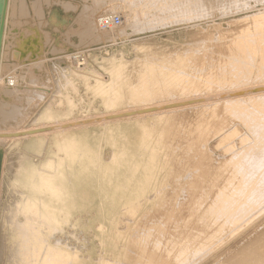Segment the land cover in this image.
<instances>
[{
  "label": "rangeland",
  "instance_id": "obj_1",
  "mask_svg": "<svg viewBox=\"0 0 264 264\" xmlns=\"http://www.w3.org/2000/svg\"><path fill=\"white\" fill-rule=\"evenodd\" d=\"M5 8L0 264L32 256L30 264H44L52 252L69 257L64 264H264V91L209 100L264 86V0H7ZM104 13L119 14V25L99 28ZM122 85L131 96H115ZM198 98L207 100L17 136ZM71 145L90 155H66ZM31 175L60 195L26 187ZM225 195L238 213L233 197L222 206ZM30 199H39L35 213L43 203L51 214L35 219L41 245L33 251L7 224Z\"/></svg>",
  "mask_w": 264,
  "mask_h": 264
},
{
  "label": "bare ground",
  "instance_id": "obj_2",
  "mask_svg": "<svg viewBox=\"0 0 264 264\" xmlns=\"http://www.w3.org/2000/svg\"><path fill=\"white\" fill-rule=\"evenodd\" d=\"M6 7V6H5ZM111 14H113V13H111ZM121 21V20H120ZM120 21H119V23H120ZM90 22V21H89ZM119 23H118V25H119ZM89 25V24H88ZM117 25V26H118ZM117 26H113V27H111V28H108V29H103V28H101V27H99V28H101V29H103V30H109V29H112V28H114V27H117ZM259 29L260 30H263V28L262 27H259ZM76 62L77 63H80L81 61L78 59V60H76ZM82 76H84V75H82ZM260 86V85H259ZM249 88V87H248ZM128 89H130L129 87H127V86H125V85H122L121 87H119V88H117V90L118 91H116L117 93H116V95L115 96H118V97H124V96H126V94L127 95H130L131 96V91L130 90H128ZM247 89V88H246ZM253 89H256V90H259V91H257V92H263L264 91V86H262L261 85V87H254V88H249V89H247V90H238V91H234V92H230V93H228V94H220V95H213L212 97H210L209 98V100H212V99H218V98H224V97H230V96H235V95H246V94H248V93H250V92H252V91H250V90H253ZM261 90V91H260ZM123 94H125V95H123ZM121 98V99H122ZM204 100H207V99H205V98H198V99H193V100H191V101H183V102H175V103H172V104H166V105H161V106H157V107H149V108H143V107H145V106H142V107H137V109L136 108H134V110L132 111H125V112H119V114L117 113V114H113L112 113V115H104V116H102V118L101 117H94V119H86V120H83V118H82V120L81 121H79L80 120V118H77V119H69V120H65V121H63V122H54V123H49L48 124V126H47V128H41V129H39V128H36V127H28V129L27 128H24L23 130H21V131H19V132H17V136L18 137H20V136H24V134H26V138L27 137H29V135L30 134H32V133H37V132H47V131H56V132H58V131H63V130H65V129H68L69 130V128H71V127H82V126H84V125H87V124H93L92 122H97V121H102V119H103V121L105 122H111V121H120V119H125V118H133V117H139V115L140 114H143V113H146V112H149V111H155V110H157V109H163V108H173V107H175L176 106V108L178 107V108H181L179 105H188V104H193L194 102H202V101H204ZM128 109V108H127ZM243 109V108H242ZM124 111V110H123ZM255 111V110H254ZM259 111V110H258ZM48 113H46V114H44V115H42V117H46V115H47ZM56 114V113H55ZM54 114V115H55ZM104 114V113H103ZM252 114H254V112L252 113ZM240 115H241V113H240ZM239 115V116H240ZM243 115H245L246 116V114H243ZM243 115H241L240 117H242ZM250 116H253V115H250ZM264 117V116H263ZM85 118V117H84ZM236 118V117H235ZM238 118V117H237ZM237 118H236V120H237ZM244 118V117H243ZM246 118H248V117H246ZM250 118V117H249ZM249 118H248V120H249ZM252 118H254V117H252ZM105 119H107V120H105ZM239 119V118H238ZM244 120H246V119H244ZM252 120V119H251ZM79 121V122H78ZM102 121V122H103ZM250 121V120H249ZM249 121L247 122V123H249ZM105 122V123H106ZM97 125V124H96ZM257 128V127H256ZM259 128V127H258ZM27 129V130H26ZM253 129V128H252ZM26 130V131H25ZM25 131V132H24ZM258 133V132H257ZM261 133V135L263 134L262 132H260ZM253 135V134H252ZM264 135V134H263ZM262 135V137H264ZM256 136V135H255ZM67 137V136H66ZM261 137V136H260ZM67 138H71L70 136H68ZM244 138V137H243ZM242 138V139H243ZM257 138V137H256ZM259 138V137H258ZM69 139H65V141L66 140H69ZM71 140H74V139H71ZM242 141V140H241ZM247 141V140H246ZM250 141V140H249ZM252 141V140H251ZM63 142V141H62ZM61 143V142H60ZM59 143V144H60ZM67 143V142H66ZM70 143V142H69ZM75 143V142H74ZM252 143V142H251ZM250 143V144H251ZM256 143V142H255ZM257 143H259V142H257ZM72 144V143H71ZM76 144V143H75ZM249 144V143H248ZM260 144V143H259ZM263 144V143H262ZM61 145V144H60ZM79 145V144H78ZM252 145V144H251ZM63 146V145H62ZM62 146H60V147H62ZM72 146V145H71ZM256 147V146H255ZM64 148H66L67 150H65V154H66V152H67V154H69V156L71 157V156H74L75 157V159H78V158H80V157H84V156H86V155H90V153H89V151L84 147V148H81V147H70V146H68V147H64ZM257 148H259L258 146H257ZM256 148V149H257ZM261 149V148H260ZM258 150V149H257ZM64 151V150H63ZM260 151V150H259ZM261 151H263V150H261ZM253 152V151H252ZM117 153H118V155H121V154H123V152H120V151H117ZM66 154V155H67ZM68 157V156H67ZM74 159V158H73ZM264 159V158H263ZM1 160H2V155L0 154V167H1ZM63 160V159H62ZM61 160V161H62ZM252 160H253V158H252ZM259 161V160H258ZM59 162V161H58ZM232 162V161H231ZM253 162V161H252ZM254 162H255V160H254ZM253 162V163H254ZM262 162V161H261ZM61 163V162H60ZM63 163H64V160H63ZM63 163H61V164H63ZM243 163V162H242ZM48 164V163H47ZM46 164V165H47ZM251 164V163H250ZM249 164V165H250ZM260 164V163H259ZM247 165V164H246ZM262 165H264V164H262ZM62 166V165H61ZM240 166V165H239ZM242 166V165H241ZM244 166V165H243ZM261 166V165H260ZM56 167V166H55ZM236 168V167H235ZM238 168V167H237ZM60 169V168H59ZM239 169V168H238ZM237 169V170H238ZM241 169H243V168H241ZM262 169H264V168H262ZM244 171V170H243ZM243 171H241V172H243ZM259 171V170H258ZM261 172H262V170H260ZM241 172H240V175H241ZM247 172V171H246ZM60 173V172H59ZM236 173V172H235ZM254 173V172H253ZM39 174H41V173H39ZM50 174V173H49ZM238 174V173H237ZM256 174V173H255ZM258 174H261V173H258ZM51 175V174H50ZM49 175V176H50ZM235 175V174H234ZM251 175V174H250ZM257 175V174H256ZM1 177H2V174L0 175ZM32 176V175H31ZM29 177L28 179H30L29 181H28V184H27V186L26 187H28L29 189H31L32 191H34L35 193H37V192H42L41 191V189H45V190H49L50 191V194L52 195V197L53 196H57V195H60V189H62V188H59V186H56V185H53L51 182H53V181H49V180H47L45 177H41V176H38L37 178L36 177H34V176H32V177ZM37 176V175H36ZM46 176V175H45ZM62 176V175H61ZM60 176V177H61ZM246 176V175H245ZM244 176V177H245ZM0 177V178H1ZM58 177V176H57ZM253 178H254V181H256V179H255V177L254 176H252ZM261 177V176H260ZM259 177V178H260ZM263 177V176H262ZM233 178V177H232ZM231 178V179H232ZM243 178V177H242ZM241 178V180H239V182L240 181H242V185H243V180H245V179H242ZM257 178H258V176H257ZM56 179V178H55ZM184 179V178H183ZM239 179V178H238ZM252 179V178H251ZM180 180V179H179ZM247 180V179H246ZM260 180V179H259ZM230 181V180H229ZM248 181H250V182H252V183H250L249 182V185H251V184H253L254 182L252 181V180H248ZM258 181V180H257ZM1 182V181H0ZM13 182V181H12ZM233 183V182H232ZM232 183H230L231 185H232ZM229 184V185H230ZM18 185V184H17ZM238 186H240L239 185V183L237 184ZM236 185V186H237ZM241 185V186H242ZM253 185H255V184H253ZM262 185V184H261ZM10 186V185H9ZM214 186V184H211V187H213ZM235 186V185H234ZM235 186V187H236ZM16 187H19V186H16ZM235 187L233 188L232 187V189H234V190H236L235 189ZM246 187V186H245ZM203 184H201L200 186H199V192H196V190L198 189V188H194L193 190L196 192V194L195 193H193V194H190V197L191 198H193V199H195L196 198V195L197 194H199L201 191H203ZM241 188V187H240ZM240 188H238L237 190V193L239 192V191H241L243 188H241V190H240ZM248 188H251L250 186L248 187ZM253 188H257V187H253ZM231 189V190H232ZM252 189V188H251ZM262 189V188H261ZM224 190H225V188H224ZM223 190V191H224ZM253 190V189H252ZM29 191V190H28ZM226 191V190H225ZM249 191H251L250 189H249ZM248 191V192H249ZM253 191H255V189L253 190ZM256 191H257V189H256ZM255 191V192H256ZM220 192V191H219ZM230 192V191H229ZM234 192V194L235 195H238V194H236V191H233ZM243 192V191H242ZM242 192H240V193H242ZM248 192H246V194L248 193ZM45 192H43V194H44ZM47 193V192H46ZM45 193V194H46ZM221 193V192H220ZM244 193H245V191H244ZM252 194H254V192H251ZM61 194H63L62 193V191H61ZM219 194V193H218ZM222 194H224V193H222ZM222 194H219V195H222ZM229 194H233L232 192L231 193H229ZM49 195V194H48ZM50 196V195H49ZM62 196H64V195H62ZM215 196H217V195H215ZM229 196V195H228ZM226 197V195L224 196V200H223V197L222 198H220L219 199V201L221 200V201H224L225 202V204L223 203V202H221V204H222V206L223 205H227L228 204V200H227V198L231 201H233V198H234V196H229V197H233V198H229V197ZM243 196V198H244V195H242ZM241 196V197H242ZM247 196H249V195H247ZM252 196V195H251ZM250 196V197H251ZM253 196H256V195H253ZM59 197V196H58ZM218 198H219V196H217ZM217 197H215L216 198V202H217ZM221 197V196H220ZM236 197V196H235ZM241 197H239L240 199H242ZM258 197V196H257ZM34 199H35V197H33ZM42 198V197H41ZM238 198V197H237ZM249 198V197H248ZM247 198V199H248ZM253 198V197H252ZM34 199H30L29 201H28V204H25V206H22V204H20V205H18V206H16L15 208H14V210H15V212H14V214H12V217L10 216L9 217V220H8V225H10L11 227H10V229H12L13 231H14V233H15V242H20V243H24V244H29L30 245V249L33 251V250H35V249H37V248H39L38 246L39 245H41L40 243H41V240L38 238L39 236V232H38V230H36V228H34L35 226L34 225H36L35 223H36V221L38 222H40V221H45V220H48L49 218H51V214L49 213V210H47L49 207L47 206V205H44L43 203H42V208L45 210V212H41V214H37V213H35L36 211H38L37 210V207H38V205H40V204H38L37 203V201L39 200H34ZM58 199V198H57ZM56 199V200H57ZM61 199V198H60ZM235 199V198H234ZM240 199H238V200H240ZM245 199H246V195H245ZM244 199V201H246ZM253 199H255V198H253ZM22 200V199H21ZM62 200V199H61ZM214 200V199H213ZM226 200H227V204H226ZM236 200V199H235ZM250 200H251V198H250ZM249 200V201H250ZM212 201V200H211ZM218 201V202H219ZM242 201V204L244 205L245 203L243 202V200H241ZM248 201V200H247ZM246 201V202H247ZM19 202V201H18ZM41 202H43V201H41ZM40 202V203H41ZM50 202V201H49ZM59 202V201H58ZM219 202V203H220ZM240 202V201H239ZM251 202V201H250ZM249 202V203H250ZM234 202H232V205H231V207L233 206L234 207V205H236V203H238V201L236 200V202L233 204ZM241 203V202H240ZM48 204V203H47ZM246 204H248V203H246ZM238 205V204H237ZM215 206V205H214ZM229 206V204L227 205V208L225 207V209H229V208H231V207H228ZM239 206H242L241 204H239ZM246 206V205H245ZM244 206V207H245ZM248 206V205H247ZM221 207V206H220ZM236 208H237V206H235ZM234 207V208H235ZM244 207H243V209H244ZM21 208H25V210H27V212H28V214H25V211L23 210H21ZM213 208V207H212ZM236 208L234 209V210H236ZM246 208V207H245ZM208 209H209V207H208ZM218 209V208H217ZM219 209H221V208H219ZM219 209H218V211H219ZM224 209V210H225ZM233 209V208H232ZM239 209H241V207H239ZM209 210H211V209H209ZM222 210H223V207H222ZM222 210H221V212H222ZM234 210H232V211H234ZM245 210V209H244ZM226 211H228V210H226ZM237 211V210H236ZM239 211V210H238ZM238 211H237V213H238ZM243 211V210H242ZM263 211V210H262ZM23 213L25 216H26V219L24 220V222H22V224H19L18 223V221H16L17 219H16V214H18V213ZM220 211L218 212V215L221 213ZM228 212H230L229 214H231V211H228ZM260 212H261V210H260ZM84 213V212H83ZM225 213V212H224ZM233 213V212H232ZM262 213V212H261ZM56 214V213H55ZM214 214H216V213H212V215H214ZM223 214V213H222ZM226 214H227V212H226ZM234 214V213H233ZM240 214V213H239ZM221 215V214H220ZM219 215V216H220ZM260 215V214H259ZM262 215V214H261ZM216 215H214V218H216L215 217ZM224 214H223V218H224ZM229 216V215H228ZM53 217H55L54 215H53ZM57 217V216H56ZM232 216H229V218H231ZM249 217V216H248ZM251 217V216H250ZM254 217V216H253ZM225 218H227V216H225ZM245 218V217H244ZM35 219H36V221H35ZM221 219H222V217H221ZM218 220H219V217H218ZM217 220V221H218ZM224 220H226L227 221V219H224ZM233 220V219H232ZM213 221H214V219H213ZM221 221H223V220H221ZM226 221H225V224H227L226 223ZM230 221V220H229ZM251 221V220H250ZM216 222V221H215ZM220 222V221H219ZM218 222V223H219ZM217 223V222H216ZM216 223H215V225H216ZM223 223V222H222ZM221 223V224H222ZM220 224V225H221ZM224 224V225H225ZM38 225V224H37ZM46 225V224H45ZM220 225H218V226H216V227H218V229L222 226H220ZM230 225H232V224H230ZM39 226H40V224H39ZM214 226V225H213ZM238 226V225H237ZM7 227V226H6ZM227 227H228V225H227ZM37 228H39V227H37ZM222 228V227H221ZM217 229V228H216ZM217 229V230H218ZM7 230V229H6ZM11 230V231H12ZM41 231V230H40ZM219 231V230H218ZM63 232V231H62ZM231 233V232H230ZM236 233V232H235ZM71 234V233H70ZM202 233H200V235H201ZM41 235V234H40ZM66 236V235H65ZM3 237V236H2ZM41 237H42V235H41ZM208 238V237H207ZM42 239V238H41ZM66 240V239H65ZM64 240V241H65ZM42 246H43V243H42ZM41 247V246H40ZM44 248V246L42 247V249ZM48 249V248H47ZM57 251V250H56ZM59 251H57V253H58ZM43 253H44V251H43ZM46 253V252H45ZM51 253V252H50ZM57 253H55V254H57ZM61 253V252H60ZM62 253H63V251H62ZM54 254V252H52L51 253V255L48 257V260L47 261H45V263L44 264H64V262L69 258H67V257H63L62 256V254L60 255L59 253L57 254V255H53ZM72 254V253H71ZM43 254H41V256H42ZM46 255V254H45ZM69 255V254H68ZM68 255H66V256H68ZM157 255V254H156ZM197 255V254H196ZM200 255V254H199ZM65 256V255H64ZM33 258H34V256H32V258H27L26 260H28V263L30 264V261L32 262V260H33ZM43 258H42V260H43ZM76 258V257H75ZM160 258V257H159ZM25 260V261H26ZM63 260V262H60V261H62ZM70 262V261H69ZM111 262V261H110ZM68 263V262H67Z\"/></svg>",
  "mask_w": 264,
  "mask_h": 264
},
{
  "label": "built area",
  "instance_id": "obj_3",
  "mask_svg": "<svg viewBox=\"0 0 264 264\" xmlns=\"http://www.w3.org/2000/svg\"><path fill=\"white\" fill-rule=\"evenodd\" d=\"M120 21V15L118 14H111V13H104L99 15L97 19L98 27L103 29H108L113 26H117Z\"/></svg>",
  "mask_w": 264,
  "mask_h": 264
},
{
  "label": "water",
  "instance_id": "obj_4",
  "mask_svg": "<svg viewBox=\"0 0 264 264\" xmlns=\"http://www.w3.org/2000/svg\"><path fill=\"white\" fill-rule=\"evenodd\" d=\"M7 0H0V50H1V39H2V34L4 31L3 23H4V16H5V6H6ZM252 92H257L259 90L253 89L250 90ZM261 91V90H260Z\"/></svg>",
  "mask_w": 264,
  "mask_h": 264
}]
</instances>
